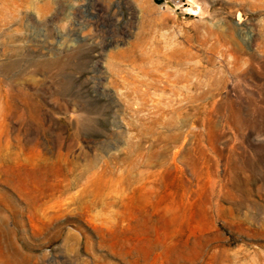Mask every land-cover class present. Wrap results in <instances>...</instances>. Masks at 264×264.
I'll return each instance as SVG.
<instances>
[{
    "label": "rangeland",
    "instance_id": "rangeland-1",
    "mask_svg": "<svg viewBox=\"0 0 264 264\" xmlns=\"http://www.w3.org/2000/svg\"><path fill=\"white\" fill-rule=\"evenodd\" d=\"M0 264H264V0H0Z\"/></svg>",
    "mask_w": 264,
    "mask_h": 264
}]
</instances>
